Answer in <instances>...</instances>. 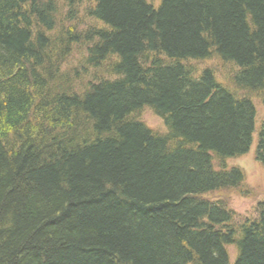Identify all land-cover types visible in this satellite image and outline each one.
Listing matches in <instances>:
<instances>
[{"label": "trees", "instance_id": "trees-1", "mask_svg": "<svg viewBox=\"0 0 264 264\" xmlns=\"http://www.w3.org/2000/svg\"><path fill=\"white\" fill-rule=\"evenodd\" d=\"M83 4L0 0V264H264V202L207 197L246 193L264 0Z\"/></svg>", "mask_w": 264, "mask_h": 264}, {"label": "rangeland", "instance_id": "rangeland-1", "mask_svg": "<svg viewBox=\"0 0 264 264\" xmlns=\"http://www.w3.org/2000/svg\"><path fill=\"white\" fill-rule=\"evenodd\" d=\"M85 2L86 0H84L83 7H85ZM84 20L88 22L87 19ZM83 48L84 47L74 46L72 55L68 58L66 64L64 65V68H72L80 65L79 62L81 61L83 54L85 53ZM196 67L199 69H204L206 67L213 68L217 72L218 79L222 80L223 82L226 81L227 75L223 71V68H221L222 65H220L218 61L213 60L205 62L204 64L196 65ZM89 73L91 74V71H89ZM88 78L89 77H87L86 80ZM263 95L264 94L259 95L260 97L257 95L252 97L257 111V116L255 120L256 134L254 135L252 144L253 146L251 147V150L242 158L232 159L228 162V168L236 167L244 172L245 181L244 186H242L241 189L243 192L245 191L249 194L245 195L246 193L242 194L241 190H235L233 192L226 191L207 196L211 201L225 202L228 205L229 209L232 212H235L236 216L234 219V224L238 223L240 225L246 220H255L258 216L256 207L259 203L264 202V167L260 166L256 162L254 156L257 148V132L264 124V104L263 100H261ZM141 121H143L144 124L151 130L164 134L165 126H163L161 119H159L157 116H154L153 113H151L149 110H144L141 113ZM227 250L228 256L230 257V264H234L236 260L235 248L228 247Z\"/></svg>", "mask_w": 264, "mask_h": 264}]
</instances>
